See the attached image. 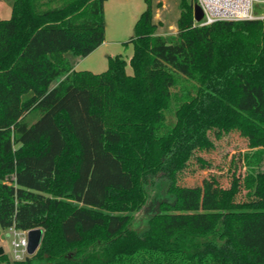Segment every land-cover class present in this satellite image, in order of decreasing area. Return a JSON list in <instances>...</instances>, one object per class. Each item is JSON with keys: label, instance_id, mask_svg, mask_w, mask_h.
<instances>
[{"label": "trees", "instance_id": "trees-1", "mask_svg": "<svg viewBox=\"0 0 264 264\" xmlns=\"http://www.w3.org/2000/svg\"><path fill=\"white\" fill-rule=\"evenodd\" d=\"M105 1L12 0L0 19V233L43 232L33 254L0 264H264L256 145L232 156L213 220L133 224L158 180L179 198L178 177L214 148L210 131L264 132V19L198 25L196 1L180 0L177 32L161 34L144 0L132 73L121 54L102 72L75 70L64 53L104 41Z\"/></svg>", "mask_w": 264, "mask_h": 264}, {"label": "rangeland", "instance_id": "rangeland-1", "mask_svg": "<svg viewBox=\"0 0 264 264\" xmlns=\"http://www.w3.org/2000/svg\"><path fill=\"white\" fill-rule=\"evenodd\" d=\"M154 21L161 22L157 32L161 34H175L177 32L176 20L180 14V0H152ZM160 2V6L157 3ZM12 0L0 1V19H6L11 14ZM144 0H106L104 3L105 38L91 53L84 57H75L71 51L64 55L76 63V70H89L99 73L107 68V56L121 54L125 61V70L132 73L129 59L133 53L132 43L129 42L134 33V24L140 13L145 9ZM264 4H255L257 7ZM207 11L210 15H218L220 11L208 4ZM160 19V21H159ZM31 92L26 93V98ZM170 119H173L170 116ZM244 133V132H243ZM241 133L239 129L232 128L216 137L213 131L209 137L214 143V148L198 153L202 161L193 159L189 168L178 177L180 196L166 192L167 186L163 180H158L150 193V198L145 207L134 215L133 224L142 226L149 217L163 212L173 214H192L195 216L214 219L220 210L219 191L228 184L230 177L231 158L237 152H244L251 146L264 150V132ZM240 162L238 161V167ZM238 172L239 169L237 168ZM212 177L216 181L212 180ZM260 178V185L264 182ZM174 192H177L174 189ZM261 191L257 192L259 195ZM10 237L6 231L0 233V246L4 253L11 258ZM28 253V252H27Z\"/></svg>", "mask_w": 264, "mask_h": 264}, {"label": "built area", "instance_id": "built-area-1", "mask_svg": "<svg viewBox=\"0 0 264 264\" xmlns=\"http://www.w3.org/2000/svg\"><path fill=\"white\" fill-rule=\"evenodd\" d=\"M196 3H198L204 12L203 18L196 22L198 25H207L211 24L212 22L218 20L216 18H212L208 11H207V5L211 4L214 7L222 8L221 5L214 3L212 0H195ZM247 3L248 6V12L244 14H238L233 13L232 17L228 19L232 20H240V19H248V20H262L264 19V10L260 12H256L254 9L255 4H264V0H244ZM30 229L27 230H20L15 228L14 226L8 227L6 231V235L10 237V247H11V258L14 260H22L25 258L27 253V244H28V238L27 233Z\"/></svg>", "mask_w": 264, "mask_h": 264}, {"label": "crops", "instance_id": "crops-1", "mask_svg": "<svg viewBox=\"0 0 264 264\" xmlns=\"http://www.w3.org/2000/svg\"><path fill=\"white\" fill-rule=\"evenodd\" d=\"M2 1V0H0ZM214 3H217L222 6V8H217L220 11L218 15H210L212 18L216 19H228L232 17L233 13H238V14H244L248 12V6L247 3L244 0H212ZM255 10V9H254ZM264 7H257L256 12L263 11ZM160 21V19H159ZM70 62L72 63L74 69L76 70V63L69 58Z\"/></svg>", "mask_w": 264, "mask_h": 264}, {"label": "water", "instance_id": "water-1", "mask_svg": "<svg viewBox=\"0 0 264 264\" xmlns=\"http://www.w3.org/2000/svg\"><path fill=\"white\" fill-rule=\"evenodd\" d=\"M204 16V12L202 7L198 4V3H194L193 4V20L195 22H199ZM42 230L40 228H34V229H30L27 233V238H28V244H27V252L28 255L33 254L40 242H41V238H42ZM4 250L3 248L0 246V254H3Z\"/></svg>", "mask_w": 264, "mask_h": 264}]
</instances>
